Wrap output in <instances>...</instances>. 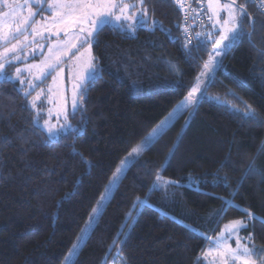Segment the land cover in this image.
Segmentation results:
<instances>
[{"label": "trees", "instance_id": "trees-1", "mask_svg": "<svg viewBox=\"0 0 264 264\" xmlns=\"http://www.w3.org/2000/svg\"><path fill=\"white\" fill-rule=\"evenodd\" d=\"M143 6L147 27L138 25L133 34L106 28L98 36L93 53L102 76L83 110L70 117L74 128H84L75 140L46 142L32 123L31 94L15 91L18 82L0 83V264H64L121 160L187 95L200 59L213 51L209 43L193 52L198 59H187L177 6L170 0ZM246 12L245 33L252 31L248 17L255 20L251 41L245 36L224 58L193 114L176 117L127 169L73 264H196L208 244L202 236L247 216L225 207L214 225L224 200L253 213L252 241L264 248V16L252 0ZM244 104L255 109L259 124L232 110ZM253 158L255 171L238 185ZM158 171L179 183L152 190ZM216 173L221 179L214 183ZM138 197L147 202L129 219Z\"/></svg>", "mask_w": 264, "mask_h": 264}, {"label": "snow or ice", "instance_id": "snow-or-ice-1", "mask_svg": "<svg viewBox=\"0 0 264 264\" xmlns=\"http://www.w3.org/2000/svg\"><path fill=\"white\" fill-rule=\"evenodd\" d=\"M179 2V0H178ZM264 2V0H262ZM208 21L212 24V30L207 32H197L195 37L189 34V28L184 27V51L187 59L196 60L199 57L193 56V52H199L211 44L213 51L208 54V59L203 62L202 70L195 78L194 83L180 102L178 107L169 113L155 128L148 133L142 142L136 145L124 159L121 160L119 166L113 172L108 185L105 186L104 193L97 206L93 208L92 214L81 229V234L77 237L76 243L69 249L68 255L64 258V264H73V258L76 257L81 246L86 244L90 238L91 231L97 223V218L102 214L107 202L112 197L114 191L118 188L119 183L124 177L127 169L133 164L139 162L144 152L162 138L169 129L176 112L181 110H189L192 115L194 110L198 108L201 100L205 97L209 84L214 82L215 74L223 68V60L228 53L243 42V38L247 36L249 42L255 31V20L248 17V27L252 31L245 33L244 19L247 15L245 3H237V0H230L228 3H222L221 0H206ZM140 10L132 11L136 8L135 4H129L126 0H24V5L10 3V0H0V5L7 8L8 11L0 12V46L3 52L0 53V83H13L18 80L20 87L14 90L23 93L27 98L31 91L37 87L35 81L46 79L52 72L56 75L52 77L55 83L58 79L62 81L63 68L57 71V68L64 62L63 58L68 57L72 53L73 65L69 80L71 82V105L72 112L68 113L65 108V97L62 92L57 90L56 95L59 97L55 101L57 122L51 123L49 119L43 121V125L39 123L41 111H37L33 116L32 123L36 130L41 131L45 135L46 142H59L61 138L71 136L74 140L83 134L82 125L75 128L70 124V116H74L77 111H82L84 104L87 102V93L91 90L97 80L102 76V72L96 63V58L92 54V49L98 42L97 38L106 28L115 29L117 31L135 32L137 26H148V14L144 8V0H139ZM27 6V15H23ZM34 7H38L39 12L33 11ZM184 5L181 4L182 10ZM199 15L198 10L192 9ZM40 12H46L43 20L36 21L34 17ZM221 13H224L222 16ZM187 18V13H186ZM15 24V30L12 25ZM152 28L157 26V22L152 20ZM7 28V31L4 29ZM31 28V36L33 43L35 37H43V33L47 32L51 36L57 37V40L48 47V56L39 64H25L23 68L17 66L13 74H9L8 67H11L15 61L26 59L24 49L29 48L27 43L29 39L28 29ZM61 33L64 39H61ZM170 35V32H169ZM23 36V40L20 37ZM204 37V40H201ZM196 39L197 43L192 44V40ZM15 40L16 43L12 44ZM11 44V47L7 45ZM9 53L15 55L9 56ZM264 55V53H261ZM171 69L177 74H181L179 68L174 64L170 65ZM27 73L28 78L22 76ZM52 88L48 89L52 93ZM43 92H38L29 101L33 110L37 109L36 101L40 99ZM211 99V97H209ZM219 99L218 97L216 98ZM49 103H53L52 97H48ZM232 110L239 114L243 111L242 119H249L260 123V117L251 105L244 104L242 108L232 106ZM49 117L52 109L48 110ZM62 117V120H61ZM187 123V121H186ZM179 138V137H178ZM6 139V138H5ZM260 151H264V142L260 146ZM175 147L169 149L166 161L170 162L174 156ZM75 154V150H74ZM83 159V157H82ZM84 163L91 167L90 161L84 160ZM255 158L249 163L245 169L241 180L237 184H241L248 173L255 171L253 165ZM162 170H166V165H162ZM161 171L157 172L152 190H158L161 186L167 189L170 186L177 185L178 181L171 179L164 180ZM221 178L218 173L214 174V183L219 182ZM190 182L199 186V180L189 177ZM227 184V176L223 177ZM71 194H66L64 199L70 198ZM234 199V197H233ZM146 199L141 200L139 197L134 201L133 209L129 211L128 218L134 219L133 212L136 205H145ZM60 202H58L59 204ZM223 207L214 214L212 222L214 225L225 215V207H234L237 210L246 212L247 219H233L226 223L215 239L211 235H204L201 238L208 243L206 249H202V258L206 264H264V249H257L252 243L253 237L250 234L247 238L241 236L242 230H246L248 223L256 217L250 211L242 209L239 205L233 204L232 200H224ZM191 230V229H189ZM210 231H214V228ZM235 239V246L231 241ZM123 242H121V245ZM201 257L197 258L196 264H200Z\"/></svg>", "mask_w": 264, "mask_h": 264}, {"label": "rangeland", "instance_id": "rangeland-1", "mask_svg": "<svg viewBox=\"0 0 264 264\" xmlns=\"http://www.w3.org/2000/svg\"><path fill=\"white\" fill-rule=\"evenodd\" d=\"M204 1H205L206 8H207L206 0H204ZM126 2L129 3V4H135L136 5V8L132 9V11H139L140 10L139 0H126ZM221 2L222 3H228V2H230V0H221ZM10 3H14V4H17V5H24V0H10ZM6 11H8V9L5 8V7H3L2 5H0V12H6ZM33 11L39 12L38 7H34L33 8ZM23 15H25V16L27 15V6H25V10L23 12ZM45 15H47L46 12H40L38 15H36L34 17V19L36 21H41V20H43V18H44ZM221 15L223 16L224 13H221ZM0 19H2V17H0ZM148 21H149V19H148ZM208 27H209V31H211L212 30V24L209 23V21H208ZM12 30L13 31L15 30V24L12 25ZM4 31H7V28H5ZM28 32H29V39H28L27 43L30 45V47L24 49V53L26 54V59H22L20 61H15L11 67H8L7 71L9 72V74H13L15 72V68L17 66L23 68L25 66V64H39V63H41L48 56V47H49V45L52 44V43H54L57 40V37L51 36V35H49V33L45 32V33H43V37L36 36L34 38L35 39V43H33V37L31 36V28L28 29ZM129 34H133V32H129ZM60 38L61 39H64L62 33H61V37ZM20 39L23 40L24 39L23 36H21ZM14 43H16L15 40L12 41V44H14ZM7 46L8 47H11V44H8ZM75 51L76 50L73 49L72 52L69 53V56L68 57H64L63 58L64 62L61 63L59 65V67L57 68V71H59L60 68H63L64 69V72L62 74V77H63L62 81L58 79L54 83L52 77L54 75H56V72H52V74L51 75H48L46 79H43L41 81H35L34 82L37 85V87H35L31 91V99L30 100H32V98L36 95V93L43 92V95H41L40 99L36 101L37 109L33 110L34 111V115H35L37 111H41V109H42V111H41L42 118L39 121V123L41 125H43V121L45 119H49L51 123H56L57 122L55 101L59 98L56 95L58 89H59L60 92L63 93V95L65 97V101H66L65 108H66V111L68 113H71L72 112V105H71L72 91H71V82L69 80V77L71 75V68H72V65H73L72 53H74ZM2 52H3V47L0 46V53H2ZM92 54L94 56L93 49H92ZM8 55L9 56H12V55H15V54L9 53ZM22 76H24L25 78H28V74L27 73H22ZM49 76H50V78H48ZM16 82H18V84H19V81L18 80ZM19 86H20V84H19ZM50 87L53 90L52 93H49L48 92V89ZM49 96L52 97L53 103H49V101H48V97ZM180 102L172 109L171 112H173V110L178 107V105L180 104ZM49 109H52V112H51V116L50 117H49V112H48ZM185 111L186 110H181V111L176 112V115L174 116L173 121L175 120L176 117L182 115ZM61 120H62V117H61ZM69 122L71 124V119L70 118H69ZM140 143H138V144H140ZM241 219H247V216L244 217V218H241ZM228 222L229 221H226V222H224L221 225V227L218 230V232L216 233V235H214L212 237L213 239L216 238V236L220 233V231L223 228V226L226 223H228ZM251 224H252V220L249 221L247 229L246 230H242V232H241V236L242 237L247 238L251 234ZM231 243H232L233 246H235V239H233L231 241ZM207 247H208V244H207L206 248ZM255 247L257 249H264V248L259 247L257 245H255ZM200 257H201L202 264H206V261L203 260L202 255ZM110 264H114V263L111 262Z\"/></svg>", "mask_w": 264, "mask_h": 264}, {"label": "built area", "instance_id": "built-area-1", "mask_svg": "<svg viewBox=\"0 0 264 264\" xmlns=\"http://www.w3.org/2000/svg\"><path fill=\"white\" fill-rule=\"evenodd\" d=\"M172 3H174L177 8L179 9L181 13V37L183 40V43H185L184 40V33L183 29L184 27L189 28V34L193 37H195V34L197 32H207V23H208V12L206 8V4L204 0H170ZM254 6L256 7L257 11L261 13L264 16V2L262 0H252ZM181 4H183L185 7L182 10ZM192 9H196L199 12V15L197 16L196 12L191 11ZM187 13V18H186ZM201 40H204V37H201ZM197 43L196 39L192 40V44L195 45ZM198 54V52H195ZM203 65V62L205 60L200 59Z\"/></svg>", "mask_w": 264, "mask_h": 264}, {"label": "crops", "instance_id": "crops-1", "mask_svg": "<svg viewBox=\"0 0 264 264\" xmlns=\"http://www.w3.org/2000/svg\"><path fill=\"white\" fill-rule=\"evenodd\" d=\"M253 242V241H252ZM200 264H202V262L200 261Z\"/></svg>", "mask_w": 264, "mask_h": 264}]
</instances>
